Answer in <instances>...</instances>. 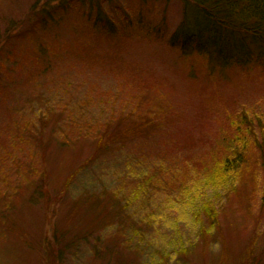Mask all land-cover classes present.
Listing matches in <instances>:
<instances>
[{
  "label": "rangeland",
  "instance_id": "374dc122",
  "mask_svg": "<svg viewBox=\"0 0 264 264\" xmlns=\"http://www.w3.org/2000/svg\"><path fill=\"white\" fill-rule=\"evenodd\" d=\"M108 1L111 4L103 7L104 11H113L114 6H120L122 11L115 21L120 31L113 35L94 28L78 6L69 8L64 15L57 13L60 20L54 18L45 29L19 25L20 14L27 13L35 0H0V130L15 126L16 122L24 127L23 135L27 136L24 144L34 153L37 150L40 153L31 159L28 168L45 171L50 186H44L42 193L34 176L27 172L17 175L9 166L2 168L8 172L6 185L13 189L19 185L21 192L11 208L18 218L17 229L9 232L7 228L4 231L0 228V264H120L116 256L104 260L105 256L100 255L98 263V258L94 260L93 256L94 250L105 252L101 245H108V238L117 234L123 224L122 215L115 218L114 223L109 220L108 224L112 223L109 227L98 229L86 239L78 238V248L62 253V258L59 252L66 242L72 241L71 233L62 240L54 234L55 227L72 225L70 204L83 193L112 191L120 181L127 179L129 183H124L125 187L134 189L152 171L157 175L159 190L149 195L148 200L143 198L148 194H143V199H138L127 214V218L131 215L133 221L136 220V228L144 237L138 264H244L249 250H256L258 255L255 256L264 260V150L258 156L259 164L252 175L255 179H251L257 186L249 185L248 201L244 195L233 201L224 221L221 245H212L211 251L198 247L181 256L170 252L169 258L165 253L164 259L160 255L163 250H179V245L187 247L197 240V229L188 207L191 205L188 190L195 184L196 189L199 183L194 178L197 175H185L181 168L189 162L207 161L216 156L214 153L219 150L216 145L226 124L220 120L219 111L232 114L243 110L264 121V70L222 74L198 57H182L179 50L168 43L182 16L176 0H155L154 8L143 9L142 27L147 30L156 26L146 38L138 34L130 37L128 32H123L128 18L133 20L132 26L135 25L132 13H137L139 0ZM83 12L89 21L93 20L88 8ZM11 20L16 22L13 32H9V28L6 31L5 23ZM7 33L9 35L5 36ZM39 54L47 61L46 70L38 80L41 90L30 83ZM108 54L119 58L116 64L106 61ZM126 65L137 72L138 78L127 75ZM122 78L129 80L126 90ZM133 80L140 84L142 80L144 89L134 87ZM114 96H118L125 108L128 124L139 118V110L132 98L128 100L129 96H137L142 109L148 104L161 109H156L161 114L156 128H150L149 138L124 140L123 144H114L109 152L101 153L96 150L93 135L78 138L77 131L68 132V118L64 116L59 120L63 129L57 130L55 119L50 116L51 119L44 122L39 111L41 107L48 109L46 105H53L56 110V105L60 104L59 111L71 110V116L81 128L92 122L104 126L107 118L101 109L105 105L99 104L100 101L108 103V98ZM116 110L114 108L113 112ZM115 124L110 123V129ZM128 124L126 126H130ZM31 127L38 131L43 128L41 137ZM253 131L259 135L256 125ZM3 138L0 134V140ZM65 141L66 146H62ZM154 152L158 154L160 170L153 169L156 161L150 155ZM129 175L135 177L131 180ZM31 179L32 186L28 184ZM61 187H66V194L53 203L50 194L55 197ZM209 196L212 198L213 194ZM81 230L79 226V233ZM126 253L124 259L128 261L130 257Z\"/></svg>",
  "mask_w": 264,
  "mask_h": 264
},
{
  "label": "trees",
  "instance_id": "16d2710c",
  "mask_svg": "<svg viewBox=\"0 0 264 264\" xmlns=\"http://www.w3.org/2000/svg\"><path fill=\"white\" fill-rule=\"evenodd\" d=\"M176 1L181 6L182 16L168 43L176 47L182 57H198L201 61L207 63L208 67L211 65L216 68L217 72L222 74H227L230 71L250 73L254 69L264 70V0ZM109 4L111 2L108 0H35L27 13L20 14L21 17L18 20V24L45 29L49 23L53 22L54 18L56 21L60 20V16L57 13L64 15V12L69 8L78 6L83 11L87 8L89 9L91 16H93L92 21L86 18L83 11L81 12L85 20L92 23L94 28L104 29L107 33L113 35V32L115 34L116 31H120L119 27L116 28L115 21L118 20V16L122 14V11H120V6L119 8L114 6L113 11H104L103 7ZM155 6V0H139L137 13L136 11L132 13L136 19L134 20L135 25L132 26L133 20L128 18L123 24V32H128L130 37L138 34L142 38H146L156 26H151L147 30L142 27V21L145 18L142 11L145 7L154 8ZM88 15L89 13H87V17ZM14 22L13 20L10 23L4 22L7 26L6 31L8 28L9 32L14 31L16 25V22ZM8 33L5 36L9 35ZM39 57L30 74V83L34 88L41 90L42 85L38 83V80L46 70L45 62L47 61H45V56L41 57V54H39ZM106 58V61L114 64L119 60V58H114L110 54L106 55ZM126 68L128 76L133 79L138 78V74L134 69L128 65H126ZM122 79L124 80L122 82L123 89L126 90V82L129 80L126 78ZM131 82L136 83L134 87L138 85L144 89L145 84L142 80L141 84L137 80ZM128 98V100L132 98V102L139 110V118L134 122L130 121L129 124V117H127L125 108H123L118 96H114L112 99L108 98L110 100L106 104L100 101L99 106L105 105L101 109L104 112L102 115L105 116V119L107 118L104 126L95 125L92 122V124L88 123L81 128L77 120L71 116L73 115L71 110L62 108V111H59L58 107L60 104L56 105V110L53 105H46L48 109L41 107L42 110L39 109V111L42 114V119L45 120L44 122H48L51 118L55 119L57 130L63 129V125H61L59 120L65 116L66 119H69L68 125H66L68 132L77 131L78 138H86L89 134L90 136L93 135L95 137L93 140H96V150L103 153L109 152L114 144H123L124 140L130 142L139 137L149 138L152 135V132L149 131L150 128H156L158 116L161 114L156 109L160 108L158 106L149 107L152 105L148 104L145 109H142L136 101L137 96H129ZM114 108L117 109L115 113L113 112ZM219 112L221 115L219 117L220 120L223 119L226 124L223 125L225 129L219 144L216 145L217 149L219 148L214 153L216 156L211 157L207 161L204 159L199 162H189V165H184L181 168V172L185 173V175H197L194 178L199 183L196 189V184L193 186V191L191 188L188 190V193L191 192L189 194L191 205L188 207L190 208V216L194 226L197 229V240L190 243L187 247L184 244L179 245V250L172 249V251L168 252L163 250L160 252L162 257L166 253L165 256L169 258L170 252L178 256L186 255L198 247L211 251L212 245H221L223 242L222 230L225 225L224 221L226 216H228L233 201L241 199L239 197L243 195L248 201L249 195L247 191L249 185L257 186L255 180L251 181V179H255L252 175L256 172L257 164H259L258 156L264 150V121L257 116H249L243 110L232 114H227L224 110ZM50 116L51 118L49 119ZM110 123H116L114 128L110 129ZM127 124L130 126H126ZM254 125L257 126L259 135L253 131ZM31 128L37 130L36 127ZM42 129L40 131L37 130L40 137ZM24 130V127L19 122H16L15 126L0 130V134L4 135V138L0 140V177L4 176L0 178L2 180L0 182V228L2 231L7 228L9 232H12L18 227V218L14 215L15 213L12 212L11 208L13 207L14 199L21 192L19 185L15 189L6 185L5 177L8 172L2 171L3 167L9 166L10 169L13 168L17 175L27 172L30 176H34L35 182L38 180L41 186L39 190L42 193H44V186L50 187L47 184L49 180L44 174L45 171L37 172L32 167L28 168L31 159H35L39 151L36 149L37 151L34 153L31 148L26 147L27 144L24 143L27 142V136L23 135ZM58 132L61 133L63 131ZM67 141L62 142V146H66L65 143ZM103 145L105 146L103 147ZM98 152L97 154H101ZM27 153L30 155H27ZM157 156L156 152L150 155L156 161L153 169L154 167L156 169L159 168L160 161L157 160ZM152 172V174L150 173L142 178L139 181L140 185L136 184L134 189L129 190L125 187L124 183H129L127 179L124 182L120 181V185H117L112 191L105 189L99 193L85 192L71 202L69 212L72 213V216L70 215L73 219L72 225L67 228L64 226V228H58V225H56L54 232L62 240L65 239L68 233H71L72 241L66 242L65 246L61 248L62 251L61 253L59 252L60 258L63 257L62 253H66L72 248H78L77 246L80 244L78 238L86 239L87 235L97 232L98 229L109 227L114 223L115 218L122 215L123 224L118 227L117 234L114 237L108 238V245H101L99 242L105 252H101V254L100 251L94 250L96 254L93 258L94 260L98 258V263L100 262V255L105 256L104 260L108 257L113 258L116 256V260L120 264H138L139 254L140 256L143 254L142 242L144 237L139 233L140 229L136 228V220L133 221L131 215L127 218V214L138 199L147 198L146 200H148L149 195L159 190L157 175L154 171ZM129 177L132 180L135 176L129 175ZM67 183L69 184V181ZM28 184L32 186L33 179L28 181ZM65 190L66 187H61L54 194L55 197L50 194L53 203H56L58 199H61L66 194ZM145 193L148 195H144L141 198ZM209 193L213 194L212 198ZM48 195L44 197L46 198ZM262 195L264 200V190ZM109 220L112 223L108 224ZM142 224L145 226L146 222ZM79 226H82L80 233L78 231ZM136 238H138L137 243L132 246V242ZM182 241L180 240V242ZM101 247L99 246L98 248ZM117 247L119 249H116ZM126 251V254L130 257L128 261L124 259ZM255 254L258 255L256 250H249L244 264H264V260H261L259 256H255ZM94 260L92 259L91 262L94 263Z\"/></svg>",
  "mask_w": 264,
  "mask_h": 264
}]
</instances>
